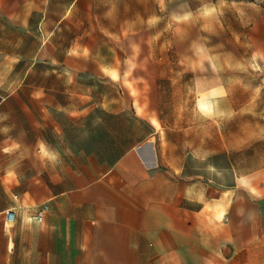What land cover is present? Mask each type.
Wrapping results in <instances>:
<instances>
[{
	"label": "crops",
	"instance_id": "obj_1",
	"mask_svg": "<svg viewBox=\"0 0 264 264\" xmlns=\"http://www.w3.org/2000/svg\"><path fill=\"white\" fill-rule=\"evenodd\" d=\"M243 3L0 0V264H264V94L165 45Z\"/></svg>",
	"mask_w": 264,
	"mask_h": 264
},
{
	"label": "rangeland",
	"instance_id": "obj_2",
	"mask_svg": "<svg viewBox=\"0 0 264 264\" xmlns=\"http://www.w3.org/2000/svg\"><path fill=\"white\" fill-rule=\"evenodd\" d=\"M243 1V4L237 6L222 7L221 12L208 9L207 15L211 14L208 16L210 20L208 19L201 25L198 22L199 8L196 5L175 7V23L188 25L190 28L186 29L185 33H189L190 36L188 38L180 36L174 39L169 37L165 45L174 47L171 51L175 53L170 54L172 56L170 61L175 62L176 67L179 62L184 61L190 67L196 65L195 70H192V77L195 76L194 73H197L199 63L206 61L208 67L211 68V65L214 67L216 60L233 62L235 67L233 73L238 74L239 83L242 85L240 88H247L262 95L264 94V37L262 32L264 0ZM208 8L212 9V7ZM215 14L219 18L216 19ZM188 16H191L190 23L182 24ZM208 73L213 76L214 70H209ZM246 136L242 135L245 140ZM261 137L263 135H256L257 139Z\"/></svg>",
	"mask_w": 264,
	"mask_h": 264
},
{
	"label": "snow or ice",
	"instance_id": "obj_3",
	"mask_svg": "<svg viewBox=\"0 0 264 264\" xmlns=\"http://www.w3.org/2000/svg\"><path fill=\"white\" fill-rule=\"evenodd\" d=\"M113 78H116V74L113 73ZM201 111L205 112L206 114H209L211 111L210 105L206 101H202L200 105ZM220 216H217V219H220Z\"/></svg>",
	"mask_w": 264,
	"mask_h": 264
},
{
	"label": "built area",
	"instance_id": "obj_4",
	"mask_svg": "<svg viewBox=\"0 0 264 264\" xmlns=\"http://www.w3.org/2000/svg\"><path fill=\"white\" fill-rule=\"evenodd\" d=\"M43 211H44V209L43 210H41V211H39V212H37V214H36V216H35V221L36 222H41V220H42V214H43ZM13 213H7L6 214V219H7V221H12V219H13Z\"/></svg>",
	"mask_w": 264,
	"mask_h": 264
}]
</instances>
